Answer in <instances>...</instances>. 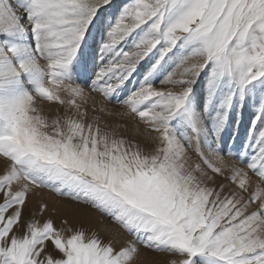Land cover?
Wrapping results in <instances>:
<instances>
[{
    "label": "snow or ice",
    "instance_id": "snow-or-ice-1",
    "mask_svg": "<svg viewBox=\"0 0 264 264\" xmlns=\"http://www.w3.org/2000/svg\"><path fill=\"white\" fill-rule=\"evenodd\" d=\"M45 192L135 241L57 226ZM138 245L264 264V0H0V264H134Z\"/></svg>",
    "mask_w": 264,
    "mask_h": 264
},
{
    "label": "rangeland",
    "instance_id": "rangeland-1",
    "mask_svg": "<svg viewBox=\"0 0 264 264\" xmlns=\"http://www.w3.org/2000/svg\"><path fill=\"white\" fill-rule=\"evenodd\" d=\"M156 86L158 88L167 87L160 83H157ZM109 108L113 112L123 111L120 106L116 105H109ZM60 111L63 113L62 108ZM44 114L49 115V109L47 106L44 107ZM89 115L91 117L93 114L90 113ZM95 115L102 116V128L104 127L105 123L110 126L109 129L106 130H111L112 126H117L116 131L118 138H123L130 144L138 145L142 149L149 147L146 141L147 133L143 122H137L131 118H119L116 116L109 117L100 113H96ZM247 120L248 115L246 114L244 121L245 125H247ZM90 122L91 119L86 121V123ZM43 199L49 204L48 214L52 216L57 226H59L62 221L67 220L68 224L72 228L85 230L87 237H90L93 233H95L105 242L110 240L113 241L115 247L118 250L127 246L130 241H135L134 236L127 234L110 217L100 213L90 206L78 204L67 199L62 200L47 192L43 194ZM35 205V200L30 201L29 207H35ZM99 218L106 220V223H104V220L102 221ZM105 225H107V227ZM138 247L140 248V252L134 264H169L171 260L177 259V257L171 256L167 253L154 252L152 250L146 249L142 245H138ZM140 255L143 256L140 257Z\"/></svg>",
    "mask_w": 264,
    "mask_h": 264
},
{
    "label": "bare ground",
    "instance_id": "bare-ground-1",
    "mask_svg": "<svg viewBox=\"0 0 264 264\" xmlns=\"http://www.w3.org/2000/svg\"><path fill=\"white\" fill-rule=\"evenodd\" d=\"M99 219H101L102 221L104 220V219H102V218H99ZM99 221V220H98ZM104 223H106V220H104ZM103 226V225H102ZM106 227H107V225H105ZM114 232V231H113ZM116 234H118L117 232H115ZM143 255H140V257H142ZM152 258V257H151ZM151 262H152V260H151Z\"/></svg>",
    "mask_w": 264,
    "mask_h": 264
}]
</instances>
